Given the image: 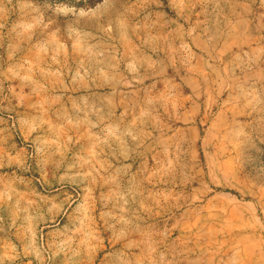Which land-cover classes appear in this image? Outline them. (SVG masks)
Instances as JSON below:
<instances>
[{
  "label": "rangeland",
  "instance_id": "374dc122",
  "mask_svg": "<svg viewBox=\"0 0 264 264\" xmlns=\"http://www.w3.org/2000/svg\"><path fill=\"white\" fill-rule=\"evenodd\" d=\"M0 264H264V0H0Z\"/></svg>",
  "mask_w": 264,
  "mask_h": 264
}]
</instances>
